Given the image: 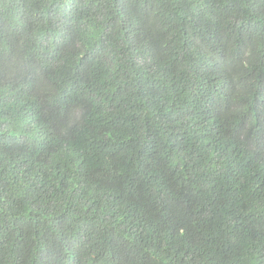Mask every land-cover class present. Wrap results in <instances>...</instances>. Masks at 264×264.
<instances>
[{"label": "trees", "instance_id": "trees-1", "mask_svg": "<svg viewBox=\"0 0 264 264\" xmlns=\"http://www.w3.org/2000/svg\"><path fill=\"white\" fill-rule=\"evenodd\" d=\"M0 264H264V0H0Z\"/></svg>", "mask_w": 264, "mask_h": 264}]
</instances>
